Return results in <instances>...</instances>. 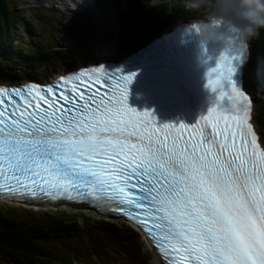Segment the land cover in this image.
Masks as SVG:
<instances>
[{"label":"snow or ice","instance_id":"snow-or-ice-1","mask_svg":"<svg viewBox=\"0 0 264 264\" xmlns=\"http://www.w3.org/2000/svg\"><path fill=\"white\" fill-rule=\"evenodd\" d=\"M235 61L219 56L206 85L219 100L193 125L158 126L130 107L135 73L0 86V195L118 211L154 242L156 232L172 264H264V150L242 114Z\"/></svg>","mask_w":264,"mask_h":264},{"label":"trees","instance_id":"trees-1","mask_svg":"<svg viewBox=\"0 0 264 264\" xmlns=\"http://www.w3.org/2000/svg\"><path fill=\"white\" fill-rule=\"evenodd\" d=\"M160 5L162 10L170 12L181 8L177 5L167 9L165 3ZM153 7L151 0H133L130 13L124 20V32L118 39L111 43L87 42L78 47L82 56L88 58L85 54L92 53L95 58L104 54L106 48L108 51L109 47L112 52H116V45L119 43H137L143 40L142 35L155 32L156 26L146 18ZM179 17V14L176 15V18ZM34 26L24 13L18 14L11 8L8 0H0V80L14 81L29 75L36 77L33 74L35 71L40 72L59 64L66 66L67 58L72 59L74 55L79 57L73 47L52 49L16 37L18 30H22V34H28ZM164 27L165 24L160 26ZM263 61L264 29H260L259 35L251 41L249 72L257 74ZM17 64L18 67H15ZM11 68L16 70L15 73L10 72ZM258 107L257 122L260 129L264 130L263 101H260ZM22 213V219L16 218L0 207L1 264H72L69 262L72 259L92 260L93 256L108 260L109 257L103 256L107 250L125 252L132 264H147L146 261L149 260L137 244V233L119 221L90 215L66 217L62 216L64 211L57 212L59 215L51 212Z\"/></svg>","mask_w":264,"mask_h":264},{"label":"rangeland","instance_id":"rangeland-1","mask_svg":"<svg viewBox=\"0 0 264 264\" xmlns=\"http://www.w3.org/2000/svg\"><path fill=\"white\" fill-rule=\"evenodd\" d=\"M132 1L133 0H8V3L11 8L17 11L18 14L19 12L24 13L30 23H34L35 25L34 28H31L30 33L28 34H22L23 31L18 30L16 32L17 38L21 40L24 39L25 41L31 42L35 45H46L47 47H50L52 49L56 47H61V49H63L67 46H74L75 49H77L79 46L84 45L85 43L92 40L96 41L98 38H102L104 41H106V43L108 41H115L116 39H118L119 35L124 32V20L125 17L130 13V3ZM94 2H98L97 4H95L98 7H100L101 5V12L99 15L94 14L93 9H90V7H88V3L92 4ZM159 3H165L167 9L169 6L174 7L177 5H180L181 8L178 10H173L171 12L165 11L162 10V6ZM151 5L154 7L152 8L151 12L148 13V16H146V18L147 20L150 19V21L154 23V26H156V31L142 35L141 39L143 40H141L140 42L138 41L134 44L119 43V45H116L118 47L116 48L117 51L115 53L112 52L111 48H108V51L106 48L105 52L107 54H110L108 55V57L114 54V58H116L122 53L135 48L140 43H143L153 35H156L161 31L167 29L174 22L183 21L184 19L182 17L180 19L176 18V15L178 14H184L183 16L187 17V20L198 19L199 17H203L206 14V8H187L186 0H153L151 2ZM82 8H84V10ZM97 11L98 10H96L95 13H97ZM189 15L194 17H189ZM169 16L171 17L167 18ZM163 24H165V27L160 28V26H163ZM82 54L83 53L79 48L77 49V55L79 57L76 58L74 55L72 59H68L66 66L59 64L55 67L53 66V68L44 69L40 72L35 71L33 72V74H36L38 78H41V80H45L49 76L54 75L57 72H60L61 70L69 68L71 66H76L80 63H87L89 61H97L107 57V55L100 54L93 58L94 56L92 53H86L85 55L88 58H84ZM0 62H2L1 57ZM15 67H18V64L15 65ZM15 71L16 70L12 68L10 70V72L12 73H15ZM258 74L262 77V79H258V82L256 83L252 82L249 79V71L247 65L244 74L245 86L249 88L254 94L255 112L258 109L259 101H263L264 103V96L260 98V95L264 93V61L261 63V67L258 71ZM31 78L32 77L25 79ZM0 207L5 210L7 214L21 219V214H23V211H29L35 214L41 212H51L55 215H59L57 214V212L62 211L60 209L56 210L52 207L44 210H37L29 206L14 203L5 204L3 202H0ZM64 212L65 214H62V216L66 217H76L78 215L89 213L87 211H81L82 214L75 211ZM17 214H19L20 216H18ZM87 215L91 216L93 214ZM110 219H114L115 221L121 222L117 218ZM122 224L125 225L123 222ZM137 244L140 246L142 253L145 255V257L149 259L148 261H146L147 264H150L154 256L153 250L141 237L137 238ZM103 256L109 257L111 261L115 264H132L125 255V252L120 250H107L105 255ZM111 261L101 259L97 260V263L89 261L85 264H111ZM74 264H81V262L74 261Z\"/></svg>","mask_w":264,"mask_h":264},{"label":"clouds","instance_id":"clouds-1","mask_svg":"<svg viewBox=\"0 0 264 264\" xmlns=\"http://www.w3.org/2000/svg\"><path fill=\"white\" fill-rule=\"evenodd\" d=\"M189 9L206 8L202 18L184 27L198 39L202 49L212 42L221 54L243 62L250 55V42L264 29V0H186Z\"/></svg>","mask_w":264,"mask_h":264},{"label":"bare ground","instance_id":"bare-ground-1","mask_svg":"<svg viewBox=\"0 0 264 264\" xmlns=\"http://www.w3.org/2000/svg\"><path fill=\"white\" fill-rule=\"evenodd\" d=\"M98 2H95L94 3V5L93 6H88V7H90V9H98V8H100L101 7V5H100V7H98L97 5H95V4H97ZM121 4V3H120ZM83 6H85V5H83ZM83 10H84V8H82ZM103 10V9H102ZM107 45V44H106ZM110 48V47H109ZM250 54H251V51H250ZM67 59H69V58H67ZM90 62V61H89ZM93 62V61H92ZM252 115H253V119L255 120V122L257 123V120H256V117H255V115H256V112H255V104H253V112H252ZM258 126V125H257ZM20 204V205H24V206H30V204H27V203H23V202H11L10 204ZM32 207H35V208H38V207H46V208H50V207H52V208H54V209H56V210H59V209H61V208H63V209H65V210H67V209H70V210H67V211H71V212H73V211H75V212H79L80 214H81V211H87V212H89V213H87V214H90L91 212H95V214L97 215V216H99L98 218H101V217H104V219H106L107 217H105V216H101V215H99V213H97L96 211H94V210H92V209H90V208H88V207H86V206H81V205H78V206H75V205H66V204H53V205H47V206H43V205H31ZM1 264V263H0ZM150 264H163L162 263V261L159 259V257H158V255L156 254V253H154V256H153V259L151 260V262H150Z\"/></svg>","mask_w":264,"mask_h":264}]
</instances>
